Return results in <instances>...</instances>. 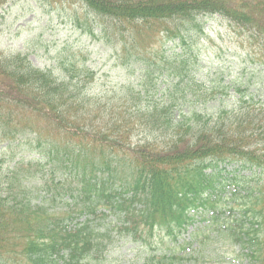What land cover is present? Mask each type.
<instances>
[{
    "label": "trees",
    "instance_id": "obj_1",
    "mask_svg": "<svg viewBox=\"0 0 264 264\" xmlns=\"http://www.w3.org/2000/svg\"><path fill=\"white\" fill-rule=\"evenodd\" d=\"M77 1L87 11L75 15L76 26L120 53L122 66L138 63L139 81L130 78L103 97L90 92L95 76L69 44L59 49L56 70L0 52V143L12 151L24 143L33 153L0 172V264H86L102 244L92 222L111 213L107 208L132 223L127 204L144 200L136 216L150 226H183L187 204L216 208L228 191L233 196L231 186L244 198L236 235L251 247L264 229V197L236 170L264 169V99L257 98L264 90L249 85L251 92L212 111L206 105L216 101L215 86L198 87L190 64L196 58L167 42L198 40L208 33L204 18L221 15L264 47V2ZM188 93L202 101H188ZM234 162L240 166L230 169ZM61 206L67 210L58 213ZM257 239L252 259L263 261Z\"/></svg>",
    "mask_w": 264,
    "mask_h": 264
},
{
    "label": "rangeland",
    "instance_id": "obj_2",
    "mask_svg": "<svg viewBox=\"0 0 264 264\" xmlns=\"http://www.w3.org/2000/svg\"><path fill=\"white\" fill-rule=\"evenodd\" d=\"M259 2L263 3L264 0ZM84 10V5L77 0H0V52L3 51L5 55L20 53L27 57L31 65L41 70L58 69L62 61L58 51L69 44L86 54L83 57H88V65L97 74L90 92L112 98L115 93L113 88L133 77L131 70L136 72L138 64L122 66L110 46L90 39L86 33H80L73 19L77 13L86 12ZM204 21L209 33L193 40L188 46L199 58L197 78L207 84L220 85L222 89H217V97L223 95L227 98L233 95L231 81L255 85L256 89L264 90V66H257L258 55L256 57L244 48L245 38L235 32L226 19L207 16ZM181 49L179 47L177 51ZM190 97L192 101L197 98ZM217 103H210L207 108L213 111L219 107ZM14 115L20 117L18 109ZM23 147L20 146L18 150ZM4 158L5 161H10L9 151ZM4 168L0 167V171ZM157 241H160L158 237L154 242ZM166 241L161 242L159 247L171 253ZM219 242L223 248L220 243L210 244V250L206 249L203 256L184 260L181 264H239V261L232 262L234 255L239 252V246L230 241L225 246L224 240ZM224 249H227L226 258L220 259L224 255H221ZM142 251L143 249H137V245L130 242L129 237L113 233L105 250L104 264H127L134 260L137 262ZM212 258L218 261H212Z\"/></svg>",
    "mask_w": 264,
    "mask_h": 264
}]
</instances>
